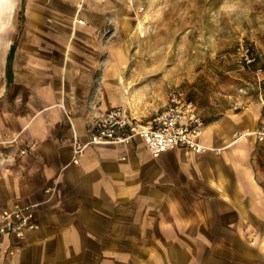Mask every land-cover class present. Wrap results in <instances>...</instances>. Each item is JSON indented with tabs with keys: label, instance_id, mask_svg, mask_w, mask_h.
<instances>
[{
	"label": "crops",
	"instance_id": "obj_1",
	"mask_svg": "<svg viewBox=\"0 0 264 264\" xmlns=\"http://www.w3.org/2000/svg\"><path fill=\"white\" fill-rule=\"evenodd\" d=\"M119 1L0 0V214L31 208L39 226L0 236V264H264L263 99L215 119L196 103L202 154L153 158L136 139L73 164L74 134L87 142L109 109L168 102L138 107L124 91Z\"/></svg>",
	"mask_w": 264,
	"mask_h": 264
},
{
	"label": "rangeland",
	"instance_id": "obj_2",
	"mask_svg": "<svg viewBox=\"0 0 264 264\" xmlns=\"http://www.w3.org/2000/svg\"><path fill=\"white\" fill-rule=\"evenodd\" d=\"M119 1V0H118ZM115 45L123 56L125 93L136 106L186 93L207 119L264 99V0H121ZM245 45L255 62L237 54ZM239 94V95H238ZM211 118V117H210Z\"/></svg>",
	"mask_w": 264,
	"mask_h": 264
},
{
	"label": "built area",
	"instance_id": "obj_3",
	"mask_svg": "<svg viewBox=\"0 0 264 264\" xmlns=\"http://www.w3.org/2000/svg\"><path fill=\"white\" fill-rule=\"evenodd\" d=\"M80 24L85 20L77 18ZM243 60L255 62L251 49L245 45L237 48ZM257 75L264 80V70L258 69ZM264 108V99H263ZM67 118L71 121V112L61 104ZM205 121L199 114L196 102L181 90H171L165 108L152 116L139 117L126 106H117L99 116L96 129L87 142H82L77 134L73 140V164L78 165L87 148L97 145H130L136 139H142L153 156L160 155L175 148H183L202 154L209 148L201 142ZM260 142H264V112L260 128L254 132ZM35 148L32 144L21 150L28 154ZM221 149H215L220 152ZM36 216L31 208L15 207L3 210L0 214V236L10 235L19 239L31 229H37Z\"/></svg>",
	"mask_w": 264,
	"mask_h": 264
},
{
	"label": "trees",
	"instance_id": "obj_4",
	"mask_svg": "<svg viewBox=\"0 0 264 264\" xmlns=\"http://www.w3.org/2000/svg\"><path fill=\"white\" fill-rule=\"evenodd\" d=\"M12 56V55H11ZM9 61H10V57H9ZM9 73H10V70H9Z\"/></svg>",
	"mask_w": 264,
	"mask_h": 264
}]
</instances>
